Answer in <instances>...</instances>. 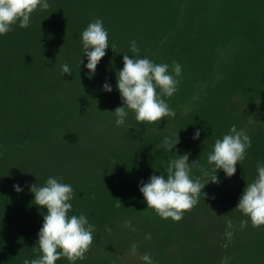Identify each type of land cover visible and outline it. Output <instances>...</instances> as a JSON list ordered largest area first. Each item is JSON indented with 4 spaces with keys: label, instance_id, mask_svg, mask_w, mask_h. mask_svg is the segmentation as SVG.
<instances>
[{
    "label": "trees",
    "instance_id": "obj_1",
    "mask_svg": "<svg viewBox=\"0 0 264 264\" xmlns=\"http://www.w3.org/2000/svg\"><path fill=\"white\" fill-rule=\"evenodd\" d=\"M48 3L47 10L31 15L29 27L17 22L0 35V264H23L38 255L33 248L47 208L33 203L30 188L36 183L27 176L29 169L37 172L41 186L50 176H72L68 215L83 214L98 224L86 258L76 264H145L144 254L153 264H264V226L253 227L236 209L247 182L258 175V162L264 163V0ZM97 18L109 33V48L89 78L81 33ZM132 40L141 58L167 63L170 71L173 61L182 66L178 90L165 97L174 118L141 123L126 109L125 124H116L113 111L124 103L117 73L124 67L123 55H135ZM64 64L71 74H62ZM106 82L111 92L104 90ZM89 115L116 134L131 126L137 139L127 148L111 146V153L107 141L104 151L102 139L97 141L89 160L100 159L98 171L90 166L94 175L83 180L52 167L49 153H62L63 146L74 150L84 133L73 124ZM232 125L251 138L233 176L218 170L220 182H209L203 189L207 196L202 192L179 222L147 208L141 181L189 153V161L199 160L204 169L194 167L192 178L206 182L214 168L208 155ZM197 129L200 137L193 139ZM176 135L179 143L172 151L162 147L165 137ZM50 139L56 143L49 148ZM17 184L22 191L15 190ZM242 221H248L246 227ZM133 244L138 246L134 255ZM56 264L72 262L62 257Z\"/></svg>",
    "mask_w": 264,
    "mask_h": 264
},
{
    "label": "clouds",
    "instance_id": "obj_2",
    "mask_svg": "<svg viewBox=\"0 0 264 264\" xmlns=\"http://www.w3.org/2000/svg\"><path fill=\"white\" fill-rule=\"evenodd\" d=\"M49 7L48 0H0V35L11 31L17 22L21 28L29 27L31 15L38 8L47 10ZM81 39L84 56L88 58L86 67L90 70L89 78H92L97 65L106 55V49L109 48V33L103 21L97 18L83 30ZM111 48L115 51L116 45L113 43ZM130 52L135 55L130 58L128 54H124V67L117 73V88L124 103L113 111L117 117L116 124H125L128 115L126 109L134 111L136 121L141 123H155L166 117L174 118L176 112L169 107L165 97L173 96L178 90L177 77L181 75L182 66L173 61L170 71L167 63H155L150 58H141L135 40L131 41ZM61 68L63 75L72 73L67 64ZM103 88L105 91H112V86L107 82ZM199 137L200 130L197 129L193 139ZM178 143V135L174 138L165 137L162 147L172 151ZM250 147L251 138L246 131L237 130V127L232 125L229 133L215 141L213 151L208 155V163L214 165V168L206 182L191 176L194 167H200L201 171H204L199 160L190 162L189 153L177 155L169 161L163 173L151 175L148 182L141 181L140 191L147 202V208L154 209L163 219L172 218L179 222L186 211H191L198 204L202 192L204 197L207 196L203 189L209 182H220L216 174L218 170L223 169L229 178L236 173L237 163L241 164ZM257 173L253 182H247L236 209L248 216L252 226L258 228L264 226V163L258 162ZM14 188L17 192L22 191L18 184L14 185ZM30 190L34 193L33 203L46 207L47 213L43 215L44 222L38 233L39 240L33 248L34 251L38 250L37 258H26L23 264H56L62 257L72 264L84 260L96 238L95 226L90 224L83 214L68 215L72 209V186L50 176L43 186L33 184ZM121 203L119 199L116 207H120ZM247 223L248 221H242L241 227H246ZM146 238L151 237L149 235ZM137 247L136 244L131 246L133 255L136 254ZM140 258L145 264H153L149 254Z\"/></svg>",
    "mask_w": 264,
    "mask_h": 264
},
{
    "label": "rangeland",
    "instance_id": "obj_3",
    "mask_svg": "<svg viewBox=\"0 0 264 264\" xmlns=\"http://www.w3.org/2000/svg\"><path fill=\"white\" fill-rule=\"evenodd\" d=\"M73 127L81 130L84 133L82 140L77 144L76 148L74 150H70L63 146L61 148L65 150H63L62 153L58 151H50L49 156L55 161V164L52 165V167L66 169L76 178L77 175L83 177V180L88 178L90 175H94L89 170L90 166H94L95 173L98 171L100 159L96 163H93L89 160L90 152L96 147L97 141L102 139L100 148L103 151V141H107V143L110 145L109 150L111 153V146L114 147L115 145H123L127 148V144L131 146V144H135L134 141L137 139L136 132L134 130L130 131L131 126L128 127L127 132H119L116 134V129L109 128L106 124H103L101 121L97 120L91 115L79 119L77 123L73 124ZM47 143L50 145L48 146L50 148L51 145L53 146L56 143V140L50 139L47 141ZM27 159L28 158L21 159L19 162ZM27 176L32 179L34 183L39 184L36 178L37 172H35L33 169L27 170ZM60 178L61 182L70 185L71 181L74 180V178H72V176L69 174L66 178L64 177V174H62ZM90 181L92 182V180ZM92 222L95 221L92 220ZM93 225L96 227L98 224L95 222Z\"/></svg>",
    "mask_w": 264,
    "mask_h": 264
}]
</instances>
